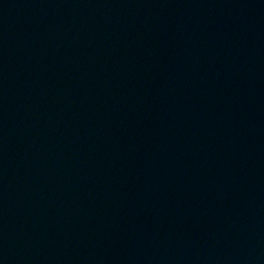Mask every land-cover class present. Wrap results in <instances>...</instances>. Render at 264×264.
I'll use <instances>...</instances> for the list:
<instances>
[{"label":"water","instance_id":"obj_1","mask_svg":"<svg viewBox=\"0 0 264 264\" xmlns=\"http://www.w3.org/2000/svg\"><path fill=\"white\" fill-rule=\"evenodd\" d=\"M0 264H264V0H0Z\"/></svg>","mask_w":264,"mask_h":264}]
</instances>
